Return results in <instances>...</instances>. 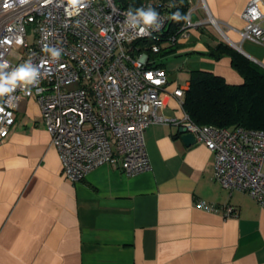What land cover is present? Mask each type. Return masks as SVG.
<instances>
[{"label":"crops","instance_id":"crops-1","mask_svg":"<svg viewBox=\"0 0 264 264\" xmlns=\"http://www.w3.org/2000/svg\"><path fill=\"white\" fill-rule=\"evenodd\" d=\"M249 1L201 0L222 38L264 68V42L243 34ZM189 2L192 21L201 20L198 0ZM204 29L191 27L177 51L205 50ZM185 64L243 81L227 56L193 53ZM166 72L170 87L178 85L177 72ZM164 98L158 119L143 130L147 169L129 175L102 164L79 181L63 172L36 98L16 102L15 122L0 143V264H264V208L215 180L213 152L200 141L183 142L182 105ZM200 200L231 204L237 214L198 208Z\"/></svg>","mask_w":264,"mask_h":264},{"label":"built area","instance_id":"built-area-1","mask_svg":"<svg viewBox=\"0 0 264 264\" xmlns=\"http://www.w3.org/2000/svg\"><path fill=\"white\" fill-rule=\"evenodd\" d=\"M170 4L148 0L131 7L134 11L151 5L160 14V29L138 36L124 23L130 7L115 0H91L74 16L65 11L68 0H0V62L14 68L30 60L40 71L39 83L30 92L18 88L0 97V143L15 122L16 102L33 96L70 180L79 181L102 164L129 175L147 169L143 130L158 119L164 95L182 105L188 83L170 87L165 68L148 65L152 59L146 50L133 44L159 37ZM191 11L186 12L189 18ZM241 16L243 34L264 42V0H250ZM199 24L190 19L168 41L181 42ZM45 45L61 49L60 58L52 60L43 51ZM160 47L152 43L150 49L157 52ZM177 123L213 152V176L223 188L241 190L264 208V130L198 125L185 112ZM196 206L237 214L228 203L200 200Z\"/></svg>","mask_w":264,"mask_h":264},{"label":"trees","instance_id":"trees-1","mask_svg":"<svg viewBox=\"0 0 264 264\" xmlns=\"http://www.w3.org/2000/svg\"><path fill=\"white\" fill-rule=\"evenodd\" d=\"M118 4L138 7L148 0H115ZM162 1V0H161ZM174 7H168V21L157 38L141 39L134 42L141 45L152 59L148 65L164 67L158 54L173 53L181 42L168 41L170 36L177 34L185 21L175 22L169 17L179 11L186 15L190 8L189 0H171ZM200 33H206L204 26L199 24ZM210 41H205V50L185 52L186 55L197 54L212 59L227 56L231 66L242 76L241 83H229L221 75L204 69L188 71V87L183 92L182 108L189 118L198 125H214L218 127L246 128L264 130V68L234 48L225 39L214 35L210 30L207 34ZM212 41V42H211ZM159 51L153 52L152 43L161 45ZM138 50V51H140ZM137 51V52H138Z\"/></svg>","mask_w":264,"mask_h":264},{"label":"clouds","instance_id":"clouds-1","mask_svg":"<svg viewBox=\"0 0 264 264\" xmlns=\"http://www.w3.org/2000/svg\"><path fill=\"white\" fill-rule=\"evenodd\" d=\"M90 2L91 0H68V7L65 8V11L68 16L79 15L80 11L87 7ZM169 6L174 7L172 4ZM159 16V12L151 5L146 8H136L134 11L130 7L126 13L124 23L136 35L144 36L150 34V30L158 31L160 29ZM169 18L175 22H180L181 20L186 23L190 22V18L187 15H182L179 11L171 14ZM43 51L49 53L52 60L55 61L60 58L62 50L45 45ZM39 77V68L30 60L14 68H10L6 62H0V97L10 95L18 88L25 92H30L31 87L39 83Z\"/></svg>","mask_w":264,"mask_h":264},{"label":"rangeland","instance_id":"rangeland-1","mask_svg":"<svg viewBox=\"0 0 264 264\" xmlns=\"http://www.w3.org/2000/svg\"><path fill=\"white\" fill-rule=\"evenodd\" d=\"M199 5V13L201 17V24L208 27V30H210L214 35L222 38V34L217 30L215 24L210 21V16L207 14L204 6L202 5L201 0H198ZM192 13H190V19L193 20V17L191 16ZM193 22V21H192ZM193 27V26H192ZM191 28V27H190ZM185 40V39H183ZM181 40V42L183 41ZM166 42H161V46H165ZM158 57L160 59V62L164 64V67L167 71L170 73L177 72V80L176 82L180 85H184L187 82L188 79V71L186 69L185 59L186 54L183 52H178L177 50L173 53H164L163 51L158 54ZM168 73V72H167Z\"/></svg>","mask_w":264,"mask_h":264},{"label":"water","instance_id":"water-1","mask_svg":"<svg viewBox=\"0 0 264 264\" xmlns=\"http://www.w3.org/2000/svg\"><path fill=\"white\" fill-rule=\"evenodd\" d=\"M214 24H215L217 30L225 38L224 32H223L222 28L220 27V25L216 21L214 22ZM177 131L179 132L181 139L183 140V142L186 145H190V144L196 142V139H195L194 135L192 133H190V132H187L186 128L182 124L178 125Z\"/></svg>","mask_w":264,"mask_h":264},{"label":"bare ground","instance_id":"bare-ground-1","mask_svg":"<svg viewBox=\"0 0 264 264\" xmlns=\"http://www.w3.org/2000/svg\"><path fill=\"white\" fill-rule=\"evenodd\" d=\"M210 21L213 23L215 22V20H213V18L211 16H210Z\"/></svg>","mask_w":264,"mask_h":264}]
</instances>
